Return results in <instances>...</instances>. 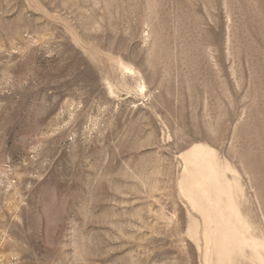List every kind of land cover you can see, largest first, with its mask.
<instances>
[{
    "label": "rangeland",
    "instance_id": "rangeland-1",
    "mask_svg": "<svg viewBox=\"0 0 264 264\" xmlns=\"http://www.w3.org/2000/svg\"><path fill=\"white\" fill-rule=\"evenodd\" d=\"M0 264H264V0H0Z\"/></svg>",
    "mask_w": 264,
    "mask_h": 264
}]
</instances>
